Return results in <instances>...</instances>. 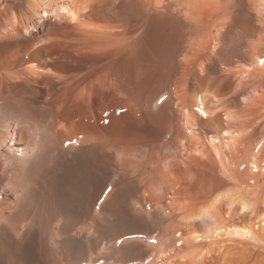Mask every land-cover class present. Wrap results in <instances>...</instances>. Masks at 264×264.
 I'll list each match as a JSON object with an SVG mask.
<instances>
[{"label":"bare ground","instance_id":"obj_1","mask_svg":"<svg viewBox=\"0 0 264 264\" xmlns=\"http://www.w3.org/2000/svg\"><path fill=\"white\" fill-rule=\"evenodd\" d=\"M0 264H264V0H0Z\"/></svg>","mask_w":264,"mask_h":264},{"label":"snow or ice","instance_id":"obj_2","mask_svg":"<svg viewBox=\"0 0 264 264\" xmlns=\"http://www.w3.org/2000/svg\"><path fill=\"white\" fill-rule=\"evenodd\" d=\"M72 19H73V21H75L76 20V16L73 14V16H72Z\"/></svg>","mask_w":264,"mask_h":264},{"label":"clouds","instance_id":"obj_3","mask_svg":"<svg viewBox=\"0 0 264 264\" xmlns=\"http://www.w3.org/2000/svg\"><path fill=\"white\" fill-rule=\"evenodd\" d=\"M44 15H45V16H47V15H48V13H45ZM26 35H27V33H26Z\"/></svg>","mask_w":264,"mask_h":264}]
</instances>
